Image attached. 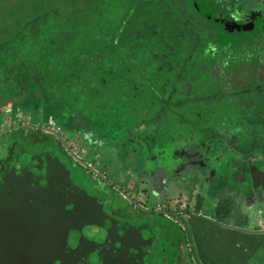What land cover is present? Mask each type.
Masks as SVG:
<instances>
[{
  "label": "trees",
  "instance_id": "trees-1",
  "mask_svg": "<svg viewBox=\"0 0 264 264\" xmlns=\"http://www.w3.org/2000/svg\"><path fill=\"white\" fill-rule=\"evenodd\" d=\"M145 1L158 3L159 14L138 21L125 16L117 25L111 15H99L91 21L92 30L85 31L82 27L89 25L85 12L74 15L77 24L42 13L17 34L0 38V109L9 105L18 112L27 107L35 117L46 105L61 104L63 121L70 118L81 124L91 141L124 145L132 155L139 153L136 148H144L145 139L223 138L215 132L213 110L191 106L189 99L190 87L214 74L208 68L207 77H202L206 73L202 62L222 59L220 52L209 57L202 53L213 46L228 48L232 42L224 38L228 31L247 39V45L259 41L264 48V29L248 30L241 21L237 26L226 24L223 15L215 17L211 0ZM166 9L171 16H164ZM234 11L243 12L238 0L221 2V12ZM162 21L165 29L158 27ZM174 34L173 52L169 42ZM191 57L192 71L184 75L183 60ZM258 76L241 93L264 97V73ZM202 119L206 127L199 124ZM254 122L264 130V119ZM254 152L264 157L259 149ZM259 235L253 236V251L262 244Z\"/></svg>",
  "mask_w": 264,
  "mask_h": 264
},
{
  "label": "flooded vegetation",
  "instance_id": "flooded-vegetation-1",
  "mask_svg": "<svg viewBox=\"0 0 264 264\" xmlns=\"http://www.w3.org/2000/svg\"><path fill=\"white\" fill-rule=\"evenodd\" d=\"M41 122L29 116L0 128V136H7L0 144V197L13 193L20 175L29 181L48 168L53 178L44 176L43 182L60 193L84 192L109 224L110 243L125 247L126 241L135 248V264H192V247L205 258L207 245H215L222 231L227 243L233 232L245 237L243 253L248 259L253 255L252 205L264 201V161L238 160L232 150L204 138H154L142 141L144 148L134 155L120 145L123 162L105 170L104 156L96 160L95 153L83 154L77 136ZM63 202L64 211L55 219L62 233L47 246L46 264H81L83 256L74 253L63 227L77 221L72 196ZM238 207L246 221L242 230L231 232L214 221L213 215L234 217Z\"/></svg>",
  "mask_w": 264,
  "mask_h": 264
},
{
  "label": "rangeland",
  "instance_id": "rangeland-1",
  "mask_svg": "<svg viewBox=\"0 0 264 264\" xmlns=\"http://www.w3.org/2000/svg\"><path fill=\"white\" fill-rule=\"evenodd\" d=\"M153 1L159 2L160 0ZM211 1L216 18L223 15L228 20L237 21L236 17L238 16L239 21L243 24L250 23L254 20L253 24H255V26H262L264 29L263 0H238L243 12L234 11L226 14L221 12V2L226 0ZM158 7V3L153 4L145 0H0V38L6 39L17 34L30 19L42 13L44 15L53 13L62 19H69L72 21L75 14L77 15L81 12H85L89 25H87V27L83 26L82 29L91 31V21L97 19L99 15H111V17L114 18L113 22L117 25L125 16H131L130 18L138 21L143 17L158 15ZM169 15L171 16L169 10H167L166 13L164 12L165 17ZM73 22L77 24L78 20L75 19ZM158 27L165 29V22L162 21L158 23ZM209 28L212 29L213 27L209 26ZM186 33L185 31V34ZM251 35L252 34H249V36ZM234 37L241 39L233 32L228 31L225 33L224 38L232 41L227 45L229 46L228 48L218 50L216 48L217 46H213L215 48H213L211 52L205 48L207 52L202 53L203 55L209 57L210 53L219 54L220 52L219 55L222 59L216 61L206 59L202 62V64L205 65L203 71H206V73L202 72V77L207 75L208 68H210L214 74L204 82L198 81L191 87L189 86V92L192 94L189 99L191 106H205L213 110L215 115L214 120L217 118L215 120L217 121L215 122L217 124V130H215V132L217 131L219 134H224L223 138L218 136V144L225 147L227 150L228 148L232 150V154H234L235 158L238 160L248 159V157L250 159L252 157L255 161H261L264 157L254 155V151L259 149L264 152V130H261L262 127L259 128L258 123H256L255 126L253 124L255 123L254 121L264 119V97L256 96L252 92L241 93L240 90L247 87L249 82H254L255 79L259 77L258 75L260 73H264V48L258 45V43H260L259 41L256 45H247V39L245 40L243 38L239 41H235L236 39ZM174 42H177L176 34L172 35L169 42L173 52L175 51ZM186 53H188V51H186ZM191 59L192 57L183 60L187 62L184 68H181L184 75H188L192 71L190 63L193 60L189 62ZM170 81L173 83V78H171ZM201 99L204 100V102ZM60 109L61 104H55L54 106L46 105L42 108V111H37V115L33 117L30 115L31 111L27 107H23V110H18V112L21 113V116H19L15 107L5 105L0 109V128L6 127L18 118L27 119L29 116L31 118L40 117L43 121L41 122L42 125L56 123L61 126V129L67 130L68 134L72 133L74 136H77L78 142L83 149V154L95 153L96 160H98L100 156H104L106 161L104 165L105 170L118 169L123 162L122 159H124L119 151L120 145L110 143L105 139L97 141V143L91 142L81 124L75 123L70 118L67 119V121L61 119ZM176 111H178L176 113H183V111ZM205 120L206 119H202L201 122L199 121V124L203 127L207 126ZM241 121L245 122L242 123ZM219 123H224V126H219ZM6 137L7 136L3 135L0 136V144ZM255 147L256 149H254ZM224 197L225 195H222V198ZM237 209L234 217H226L227 220H225L224 217L219 218L212 214L214 217L213 219L215 222L219 221L217 224L227 228L226 230H231V232H233L232 230L234 229L240 231L243 229L242 227L245 226L246 221L245 216L242 215L241 209L239 207ZM211 213L212 212H210V214ZM252 222L254 234H261L258 237L262 244L256 251H253V255L250 259L245 256L242 250L245 237H240L239 234L233 232V234L229 235L233 239L231 242L227 243L225 238L228 234L226 235V231H222L215 245L214 243H211L210 247L207 245L205 258L198 253L192 241V248L194 251L192 264H264V201L260 204L254 202L252 205ZM240 223L243 224L240 225ZM256 228L259 229V233L255 230Z\"/></svg>",
  "mask_w": 264,
  "mask_h": 264
},
{
  "label": "water",
  "instance_id": "water-1",
  "mask_svg": "<svg viewBox=\"0 0 264 264\" xmlns=\"http://www.w3.org/2000/svg\"><path fill=\"white\" fill-rule=\"evenodd\" d=\"M225 23L238 24L231 20ZM244 25L248 30L255 27L253 22ZM43 172L46 173L34 172L36 177L29 181V176L20 175L13 193L0 197V264H46L50 259L47 246L62 233L55 219L64 211L63 198L70 195L76 207L73 206L72 215L77 221L62 226L75 244L74 253L82 254L81 264H135V248L126 241L125 247L110 243L109 224L91 208L84 192L60 193L51 189L43 177L49 181L53 173L48 168ZM47 200L49 204L45 206Z\"/></svg>",
  "mask_w": 264,
  "mask_h": 264
},
{
  "label": "clouds",
  "instance_id": "clouds-1",
  "mask_svg": "<svg viewBox=\"0 0 264 264\" xmlns=\"http://www.w3.org/2000/svg\"><path fill=\"white\" fill-rule=\"evenodd\" d=\"M236 20H237V22H239V17L238 16L236 17Z\"/></svg>",
  "mask_w": 264,
  "mask_h": 264
}]
</instances>
